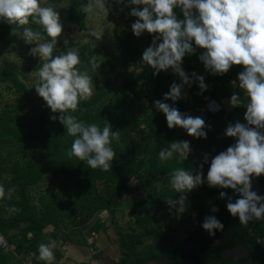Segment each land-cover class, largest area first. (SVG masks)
Listing matches in <instances>:
<instances>
[{
    "label": "trees",
    "instance_id": "1",
    "mask_svg": "<svg viewBox=\"0 0 264 264\" xmlns=\"http://www.w3.org/2000/svg\"><path fill=\"white\" fill-rule=\"evenodd\" d=\"M64 1L65 15L70 23L79 30L85 29L88 15L82 11V5L87 0H49L54 6ZM174 14L183 19L179 9H174ZM131 26L126 23L112 30L117 39L114 49L99 43L90 54L84 47L78 50L81 63L77 67L82 72L87 71L96 86L95 93L88 100L79 102L73 114L86 124L96 123L102 128L106 121L113 131H119V140L111 145L115 159L107 172L91 169L74 156L69 158L66 152L73 138L67 135L58 120L50 119L54 114L37 95L35 86L28 87L24 83L27 76L22 71L19 76L0 66V87L17 94L15 103L5 105L0 111V185L6 192L13 189L10 197L0 199V235L10 247L6 250L0 247V264H44L32 254L37 253L39 244L49 240L57 242L52 264H59L61 244L85 246L86 239L92 234L107 230L100 218L102 213L110 214L111 222L117 228L113 216L135 190L130 186L132 180L136 181L137 187L143 188L145 197L133 204L137 208H132L136 216L134 224L127 232L118 231L120 257L113 264H144L158 259H164L168 264H193L191 253L186 255L179 241L172 243L171 238L162 237L167 236V232L163 233L161 227L156 228L152 223L158 213L176 208L168 205V201L178 198L167 183V177L174 169L184 167L193 175L202 171L206 178L211 159L236 142L224 132L237 122L246 124L243 117L247 97L243 96L237 80L243 66H233L222 76L212 75L205 80L208 87L202 94L196 87L190 96H182L175 104L164 101L182 114L199 116L205 121L206 138L194 139L183 129H168L165 116L155 109L153 102L162 100L174 74L166 71L154 77L153 69L142 65V53L156 34L144 33V38L136 37ZM24 27L39 30V26L33 24ZM20 34L22 27L0 20V43L7 48L15 47ZM47 39L45 36V41ZM183 59L184 67L188 69V55ZM92 63L100 65L95 72L89 70ZM233 94L241 98L240 107L222 109L215 115L205 111L200 114L207 97L225 102ZM179 141L190 143L187 159L174 156L161 164L158 152ZM205 156L208 163H204ZM162 176H166L165 182L157 188L154 182ZM52 180L55 181L53 185L45 190L44 186ZM251 185L252 191L263 187L264 175L252 178ZM198 188L206 200L191 192L185 194L184 208L198 214L192 237H202L201 224L206 216H215L219 221L224 216L233 218L227 212L226 204L229 199L234 203L239 198L231 189L212 188L207 183ZM221 191L227 194L223 199L219 195ZM213 207L218 211L212 212ZM69 223L71 227L67 226ZM257 223V236L261 238L264 219ZM150 236L162 246L169 240V249L157 253L155 243H146Z\"/></svg>",
    "mask_w": 264,
    "mask_h": 264
},
{
    "label": "clouds",
    "instance_id": "2",
    "mask_svg": "<svg viewBox=\"0 0 264 264\" xmlns=\"http://www.w3.org/2000/svg\"><path fill=\"white\" fill-rule=\"evenodd\" d=\"M108 2L87 0L82 11L89 16L108 15ZM128 4L141 6L133 7L130 12L137 18L131 26L133 35L156 34L142 53V65L153 69L154 77L171 70L180 81L170 85L162 100L153 102L155 109L165 116L168 129H183L194 139H205L207 135L201 117L182 114L164 102L175 104L182 98L185 86L191 87L193 82L200 94L207 90L204 76L193 72L190 79L183 70L181 65L186 55L194 54L197 48L202 49L199 60L206 71L216 76L226 74L233 66H243L237 80L243 96L247 97L243 117L246 124L237 122L226 128L224 135L235 138L236 142L211 159L206 178L202 171L193 175L184 167L169 174L167 183L178 198L168 201V205L183 212L185 194L207 183L212 188L238 193L239 198L234 203L229 199L226 210L230 216L238 218L241 226L247 227L250 222L264 219V196L251 190L252 178L264 175V133L260 131L264 129V0H128ZM174 9L181 11L182 20L174 14ZM0 20L22 27L23 41L35 45L29 54L43 61L34 89L54 114L50 119L58 120L67 135L73 138L66 155L78 158L91 169L111 170L115 159L111 145L119 140V131H113L106 121L101 128L96 123L86 124L73 114L79 102L93 95L94 85L87 71L82 72L77 67L81 63L77 50L68 48L66 52L54 55L58 52L57 38L63 30L59 13L49 0H0ZM30 24L39 26V30L24 27ZM90 35L97 37L95 31ZM99 66L92 63L89 70L95 72ZM229 104L233 108L240 107L241 98L233 94ZM210 108L216 110L218 106L210 105ZM190 151L188 141L172 142L158 152V160L164 164L174 156L187 159ZM204 163H208L207 156ZM154 184L157 188L162 186L159 177ZM12 191L6 192L0 185V199L10 197ZM219 195L223 199L227 194L221 191ZM211 211L218 209L213 207ZM201 228L210 237L224 231V225L212 215L204 218ZM260 239L257 237L258 242ZM56 247L57 242L49 240L38 245V255H32L44 264H52Z\"/></svg>",
    "mask_w": 264,
    "mask_h": 264
},
{
    "label": "rangeland",
    "instance_id": "3",
    "mask_svg": "<svg viewBox=\"0 0 264 264\" xmlns=\"http://www.w3.org/2000/svg\"><path fill=\"white\" fill-rule=\"evenodd\" d=\"M52 6L59 13L60 22L63 25L62 34L57 38L56 48L58 52H54V55L66 52L68 48L78 51L81 47H84V50L89 53L92 50L96 49L99 43H101L108 49H114L117 45V39L113 35L112 30L115 27L121 28L126 23L132 25L137 18L130 15L131 9L133 7H141L129 5L128 0H123L122 3H118L117 0H109L107 5L108 15H88L85 20V29L79 30L70 23L68 17L65 15V1L57 6ZM91 31H95L97 33V37L91 36ZM141 36L144 38V33ZM34 46L35 45L26 44L23 41V37L21 34L18 36L14 48H7L4 44L0 43V66L9 70H13L19 76L21 75L20 72L22 71L24 75L27 76V79L24 80V83L28 87L36 86V83L39 79L37 75L38 68L39 65L43 63V61H40L38 57L29 54L30 49ZM202 51V49L197 48L194 54L188 55V69H185L184 67V59L182 60L181 66L185 73L189 75L190 79L192 78L191 74L195 72L197 75L204 76L205 82V80L210 78L212 74L204 69L202 62L199 60V56ZM167 72L173 74L171 70H168ZM173 82L177 84L180 83L179 79L175 75L171 80V83ZM231 84L236 85L235 82H231ZM93 85L94 94L96 85L94 83ZM196 87L198 86L195 82H193L191 87L185 86V88L183 89V93H186V96H184L183 93L182 96H190L191 90L195 89ZM16 97L17 94L14 90L8 91L4 88V86L0 87V111L4 108L5 105L15 103ZM222 105L223 109L225 110H231L233 108L230 106L229 101L223 102ZM202 112L203 110H200L201 115H203ZM160 179L161 183L164 184L166 176H162ZM53 182L55 181L52 180L50 181V183L46 184L44 186V189L47 190L50 186L53 185ZM130 186L132 188H135V190H133L130 196L126 197V199L122 202L123 206H120V208L116 210L113 216V221L117 224L118 227L115 228L112 224V217L110 216V214L103 213L100 215V218L106 224L107 230H102L99 233H96V235L92 234L86 239L87 244L91 245L93 242V245L94 247H96V249H102L101 251H103V260L100 264H113L119 259L120 254L118 231L120 230L122 232H127L129 230V226L134 224V221L136 219V216H134V210H137V208L136 206H133V204L142 201L145 197L143 188L141 186L137 187L136 181L132 180L130 182ZM191 194H196L206 200L204 193L198 187L192 190ZM132 208H134V210ZM194 223L195 219L194 216L191 215L190 209L184 208V211L180 212L177 210V208H174L171 211H162L160 212V214L158 213L156 220L152 224L156 228L161 227L163 233L167 232V236L162 235V237L169 239L171 238V242L174 243L176 242V240L178 241L177 237H182L187 233V231H189L190 229L192 230ZM91 224L92 222L90 223V225ZM67 226L71 227V224L69 223ZM46 230L50 231L51 228H47ZM168 242L169 240H166L165 245L162 246L160 243H158V241H156V238L150 236L146 243H155L156 252L161 253L166 252L169 249L171 243ZM62 246L63 245L61 244L60 252L65 250V248H67V246L69 245L64 247ZM69 248L70 247H68L67 249ZM11 249H13V247H11ZM67 249L65 252H67ZM69 256L73 260L74 257L72 255ZM53 261L55 262V258ZM58 263H63V260L60 259Z\"/></svg>",
    "mask_w": 264,
    "mask_h": 264
},
{
    "label": "flooded vegetation",
    "instance_id": "4",
    "mask_svg": "<svg viewBox=\"0 0 264 264\" xmlns=\"http://www.w3.org/2000/svg\"><path fill=\"white\" fill-rule=\"evenodd\" d=\"M260 188L264 186L256 188L255 191ZM190 212L195 219L193 229L177 238L186 255L191 253L193 264H264V250L257 241V221L250 222L247 227H243L239 224L238 218L224 216L220 219L224 225V231L216 232L210 240L203 229L200 234L202 237H192L191 234L198 224V214L191 210ZM155 261L158 262L157 264H162V262L168 264L164 259Z\"/></svg>",
    "mask_w": 264,
    "mask_h": 264
},
{
    "label": "crops",
    "instance_id": "5",
    "mask_svg": "<svg viewBox=\"0 0 264 264\" xmlns=\"http://www.w3.org/2000/svg\"><path fill=\"white\" fill-rule=\"evenodd\" d=\"M86 245L85 246H76V245L72 246V244H69V246L65 245L67 246V248L68 247L70 248L69 249L65 248V250L62 249L63 251H62L61 259L63 260V263L61 264H100L103 260L102 258L103 251H101L102 249L100 248L96 249V247H94L93 245V242L91 245L90 244H86ZM66 249L67 252H65ZM69 255H72L74 257L73 260Z\"/></svg>",
    "mask_w": 264,
    "mask_h": 264
},
{
    "label": "built area",
    "instance_id": "6",
    "mask_svg": "<svg viewBox=\"0 0 264 264\" xmlns=\"http://www.w3.org/2000/svg\"><path fill=\"white\" fill-rule=\"evenodd\" d=\"M210 105H214V106H218V109L214 110L213 108H210ZM222 109V103H219L218 101H216L215 99H207L205 106H204V111L208 112L211 115H215L218 112H220ZM0 247L3 250H6L8 248H10L5 240V238L3 236L0 235Z\"/></svg>",
    "mask_w": 264,
    "mask_h": 264
},
{
    "label": "water",
    "instance_id": "7",
    "mask_svg": "<svg viewBox=\"0 0 264 264\" xmlns=\"http://www.w3.org/2000/svg\"><path fill=\"white\" fill-rule=\"evenodd\" d=\"M262 133H264V129H261L260 130ZM258 195L260 196H264V188H260V189H257L255 191ZM206 236L208 239L212 240L213 236H209L207 233H206ZM259 246L264 250V236L263 238L259 241ZM158 262L156 261H150V262H147V263H144V264H157ZM162 264H166L165 262H162Z\"/></svg>",
    "mask_w": 264,
    "mask_h": 264
}]
</instances>
